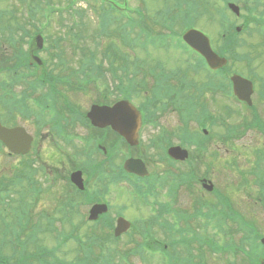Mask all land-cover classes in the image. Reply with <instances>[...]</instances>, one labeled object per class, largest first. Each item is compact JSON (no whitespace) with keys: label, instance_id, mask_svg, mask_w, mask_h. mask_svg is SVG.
<instances>
[{"label":"rangeland","instance_id":"obj_1","mask_svg":"<svg viewBox=\"0 0 264 264\" xmlns=\"http://www.w3.org/2000/svg\"><path fill=\"white\" fill-rule=\"evenodd\" d=\"M68 1L69 0H46L45 3H40L38 0H0V84H4L11 92L20 94L22 88L21 86H18L19 78L16 76V69L19 66L17 68L14 67V64L17 63V57L14 55H20L21 51H31L35 49V32H39L38 30H41L40 34L43 37V45L45 47L48 46V43L46 42L48 38L49 41L51 39L55 40L57 37L65 34L66 28L70 25H67L66 27L65 25H62L63 18L57 16L56 14H58V11H55L54 13V10L65 7ZM94 1L95 0H74L70 9L78 10L79 16H81V22L83 25L81 30L83 36L81 43L84 46H88L85 47L87 49L85 53L88 56H91L89 53L91 51V54L93 55V64L95 66H102L104 73L108 74L106 80L101 79L103 82L98 81L96 84H92L90 88L91 92L88 95L71 93L70 97L72 101L83 107L92 99H101L102 92L109 94L108 98L113 100L116 98L118 92L116 89H113V83L115 82L112 81L113 78L110 77L109 72L104 70L105 67L113 66L117 73H120L124 67H126L127 71L131 72L129 65L131 60L142 58L143 61L147 63V70L149 65L152 64L148 54H153L155 60L162 63L165 71L178 68H189V78L193 79L195 84L204 79L201 77L203 73L202 71L194 72L192 67L188 65L192 63V57L182 53V50L177 47L180 45L179 40L174 39L176 38V35H179L184 31V26L186 25L185 23L188 18L181 15L188 14L189 11L186 10L188 6L192 7V5H194L196 8L195 12H197V15L194 16V18H192V15L190 21L194 19L193 24L195 28L204 31L209 36L211 35V40L213 39L214 45L217 44L221 34L225 31L224 28L228 22H232L235 25H242L243 23V19H241L240 16L236 17L225 7L223 0H109L111 2L116 1L117 4L122 7L138 9L142 15L139 16V14L131 13L132 18L135 21L132 23H126V20L120 16L119 13L114 12L107 24L106 32L103 34L100 31H103L104 28H99L96 21L97 18L89 9L93 6ZM232 1L235 3L237 2L240 6V15L246 12L241 9L243 4L249 3L252 5L254 3L252 0H247V2L246 0ZM262 1L264 2V0ZM51 3L55 4V9L49 6L44 13H41L40 7L43 8V6L51 5ZM97 4L100 5L99 3ZM74 16L76 20H78V16L76 14H74ZM50 17L51 19H49ZM163 19H165V22H163ZM170 20L175 23V27L171 29L166 27L167 24L168 26L172 24ZM65 21L68 22L67 20ZM252 24L253 23H250L248 28H252ZM172 30L176 33L174 36H172ZM244 34H247V30H244V32L240 34V37L244 38ZM49 35H51V37H49ZM124 35L130 43H125L123 40ZM251 35L253 34L251 33ZM65 36L68 35L66 34ZM72 37L63 41L62 38H60V47L64 52L63 56L66 58L67 64L71 67H76L80 64L82 54L71 49ZM28 38L30 39L27 40ZM259 39L260 37L257 39L256 36H251L250 39H247V44L253 43L258 46H256V48L254 45L253 47H248V50L250 51L248 57L245 55L247 48L238 50L235 52L229 63V68L231 70L255 78L257 86L260 87L257 94L254 96V98L257 99V109H255V112L252 114L250 110L246 111L245 108L240 106V104H233L237 106L239 110H242V116H240V113L237 112L232 104L231 106L218 95L213 99L206 96L204 99L200 100L202 94L196 93L195 99H198V101H204L208 103V105H199L195 107L193 114L202 116L206 112L209 113L208 116L213 117L211 131L212 134L218 136L219 142L213 141L212 144L208 145L207 149L204 150L203 163L202 161L199 163L197 157H201V152L197 155L193 145H189V147L185 145V148H188L191 151L192 160L188 163L192 164L194 162L197 175H208V178L212 181L211 183L214 184L217 189L222 188L230 199H233L234 201H242L245 204L246 200L243 199L239 193H236L234 189H231V185H235L236 183L234 182H237L238 180H243L241 173L250 167L248 163L252 161L251 159L256 157L255 154L257 151L260 150L264 154V138L261 137L262 134L252 128L249 130L252 123L254 124V120H257L261 126L264 123V98L261 95L264 93V45L258 41ZM152 41L154 42L153 44L157 46H154ZM220 43L219 40L218 44ZM259 44L261 46H259ZM41 56L46 57L44 54H41ZM125 58L128 59V64L124 63ZM151 59L154 60V58ZM45 64H51L52 68H55V70L62 68L56 66L58 61L51 55H48ZM19 68L23 73L26 71L23 67ZM197 73H199V75ZM136 81H141L144 84L141 90H137L139 92H137V94H139V100L134 101L137 105L140 101L151 96L149 85H151V83L153 85L156 80L151 78V75L146 72L143 74L140 73L136 76ZM188 82L189 81L187 80L186 83ZM5 96L6 95L0 86V110L4 118L7 119L6 115L10 117L11 114L6 107L4 108ZM168 111L169 112H166V114L161 117L160 124L161 128L164 129L165 138H170L169 142L173 144L180 143L179 134L182 126H184L187 132L194 136L199 134V131H201V125L197 123L195 117H192L193 115L183 123L178 111H176V113H173L170 110ZM243 114L247 115L244 120L242 119ZM255 116H257V118H254ZM199 120H201L203 124L204 119H198V121ZM204 124L208 126L206 121ZM149 129L150 127L147 126L145 132L141 136L142 144L136 149L137 151L134 155L147 160L151 177L160 179L163 177L161 173H163L165 169H167V171L176 172V168L166 166V164L162 162L158 163L152 155H149L151 153H146L145 145L148 144ZM230 129L231 133L228 132ZM78 133L85 134V130L78 131ZM107 136L106 133L103 135L108 146L116 148L112 149V151L117 154V158L112 160V163L116 162L119 164L124 157L125 144L123 142L112 141V139H108ZM225 140H227V142L224 146L221 142H224ZM227 147H229V150H232V148L234 150L232 152H227ZM68 154H71L70 151ZM72 156L75 161L77 159L76 156ZM86 157L92 163L101 160V157L95 151H92ZM49 160L51 163H55L53 158H50ZM17 162L18 157H6V154H2V151L0 150V182L2 185V197L0 198V229H4L5 224L8 225L9 228L16 226L19 217L25 218L27 225L24 226V228H26L24 233H27L31 227L35 229L34 234L30 238L26 247L28 252L41 246L54 250V253L59 258L67 261L81 259L84 254L83 251L78 252L76 243L69 239L72 226H74L76 230H78L75 235L79 236L82 240L89 238L90 234L94 235V237L102 238V246H94L92 248V260L98 261L97 255L99 254H112L113 264H164L161 251L156 249H154L155 252H153V254H148L146 252L135 255L128 254L129 248L138 247L140 243L139 241L141 240L140 234H128V236H122L117 241H111L107 236L98 234V231L92 233L91 228L96 225L86 223L84 219H79L81 212L84 213V207H80L81 212L78 215L69 213L67 219H64L63 221L57 220L56 223H53L50 233V227L44 222H47L48 214H53L54 211L59 208L60 203L63 202L62 200L65 193L64 184L60 183L55 197L54 191L56 188L44 193L41 191L40 195L38 189L29 185L25 177L22 179L16 178V173L22 175V173L13 166L14 163ZM207 163L211 165L213 172L206 166ZM229 166L233 170L232 174L227 173L229 172ZM176 167L180 170H188L186 164L176 165ZM230 177H232L233 180ZM42 178L43 177L40 179ZM248 179H251L252 182L254 181L253 177L251 178L249 176ZM259 179H264V176H261ZM186 183H188L189 187L184 184L177 187L172 198L173 208H181L190 211L191 213L192 211L189 209L192 208L191 204L194 199L198 198L197 195H200L203 198L206 196V201L213 198L210 197L209 192L201 189L200 183ZM41 184L42 188H45V183L41 182ZM104 184H106V178L99 181L95 177V179H88L87 186L90 192L96 190L101 192ZM163 185L166 188V182H164ZM198 189L201 190L199 191ZM102 198L110 204L109 217L113 218L110 220L111 222H115L114 216L120 211L123 213L124 217L134 223L133 225H135V227L140 226L143 222L154 220L156 210L159 208L157 204L152 205V200L150 198V200L140 206L139 204L141 201L124 182H116L114 183V186L111 184L107 191L102 195ZM155 201L160 203L162 201V196H156ZM205 210H207V208ZM240 211L246 215L249 220L255 221L264 231V215L260 209L247 213L246 209L242 207L240 208ZM57 217L59 219L62 218L61 216ZM159 220H166L169 224L172 222L178 224L177 215H162L159 217ZM229 220L230 219L227 220V224L233 228L234 240L237 241L240 237H238L237 234V227H235L236 225L234 222L231 223ZM190 222L193 224L192 230L184 232L185 236L190 238L188 242L190 248V261L195 262L197 256L200 255L202 257H207L209 262L206 263L208 264L211 262L212 257L211 255L208 256V251L206 249L198 246L196 238L200 237L207 241L211 232L216 239L220 238L223 234L216 230H211L209 224H206L208 225V228L198 225L200 221H198L197 218H191ZM194 225H197L198 230H200V235L195 231L196 227H194ZM216 228L220 229L218 225ZM226 228L227 226L225 227V225H223V229L221 227V230L224 231ZM203 230H205V232L202 233L201 231ZM170 232V226H168L167 229H163L160 226L159 221H155L151 228L150 240L152 243L155 242L159 249L163 241L170 239ZM25 238V234L21 236V240H24ZM3 248L4 246L0 242V252L3 251ZM9 248L10 245H6V253H8ZM201 248L203 251L199 252ZM239 259L242 262L243 259L241 257H239ZM236 262H238V260H236ZM218 264L221 263L218 262Z\"/></svg>","mask_w":264,"mask_h":264},{"label":"flooded vegetation","instance_id":"obj_2","mask_svg":"<svg viewBox=\"0 0 264 264\" xmlns=\"http://www.w3.org/2000/svg\"><path fill=\"white\" fill-rule=\"evenodd\" d=\"M185 54L192 57L191 58L192 63L188 65L192 67L194 72L202 71L203 73L201 77L204 79H202L201 81L195 84V81L189 78V74H190L189 68L173 69L170 71L171 74L170 76L151 75V78L157 80L156 82L157 86L161 84V82L159 81L160 79H162L171 83L173 86H175L178 89L175 93L173 92L171 94H166L163 90L156 89L155 83L153 85L152 83L151 85H149L151 90V96H148L146 100V105H145L146 121L144 122V124L141 123V126L138 131V135L141 138L142 134L146 130V127L147 126L150 127V129L148 130V140H147L148 144L145 150L146 153L148 154L152 153L153 157L156 159V162L158 163H160L159 162L160 157L158 154L160 148L158 147L159 140L157 136L161 131L160 119L166 114V112H169L168 111L169 109L172 110L171 112L173 113H176V111H178L182 121L185 119V117H191V115H193L192 117H195L196 120L204 119L203 122L205 121L207 122L209 129L204 128L202 133L205 137H208V140L212 139L210 141V145H211L212 142L215 141L214 138H216L215 134L210 133L211 122L213 121V117L208 116L209 113L206 112L202 116L193 114L195 107L199 105H203V106L208 105V103L204 101H198V99H195L196 93L202 94L200 100L204 99L206 96H209L213 99L218 95L219 97L227 101V103L229 102L228 93L226 91H222L221 89H218L216 86V80L218 78L224 79L222 75L225 74L226 71H222L220 73L214 71L213 73H209L205 69L206 66L205 68H203V70H201V67L193 68L194 66L200 65L203 59L199 55L197 54L195 55L194 52L193 53L187 52ZM30 70L31 69L28 68L26 71L30 72ZM231 71L232 70H230V73ZM230 73L228 74V77ZM197 74L199 75V73ZM36 79H38L37 76H28L27 78L22 76L20 78L21 83L18 85L22 87L20 90L21 91L20 94H15L10 90H7L6 92V105L8 106L7 109L10 110L11 107L12 110H14L16 108L17 120H18L17 124L24 126L27 129L32 128L33 130H35V132L38 128L35 120L40 115V93H39L38 84L35 83ZM187 80L189 81L188 83H186ZM253 86H254V92L252 95V100L254 101L255 106L248 109L246 108V104L240 101L241 105L245 107V110L246 111L250 110L252 114L255 112V109H257L256 108L257 99L254 98V96L257 94V92L260 89V87L257 86L256 82L253 84ZM108 97L109 94L104 92L102 102L110 104L112 99ZM176 98H177V102L175 101ZM173 103L174 105H176L177 110L173 106H170V104ZM165 105H167L168 108L164 109ZM71 110L76 111L77 114L75 116H71L69 114ZM80 111L81 109L79 108L69 109L66 107V105L63 106V104H61L59 107H57L55 111L58 112V114L47 117L48 121L40 127V132L37 131V135H33L32 150H34L35 152V157L44 166L46 173L51 174L53 176L51 179L45 178L43 181L57 183V182L66 181L67 178V180L69 179V181L71 182L70 176L71 173L74 171L73 170L71 171V169L69 168L71 163L67 161L69 155L68 152L70 151L71 153L70 155H74L78 159L77 166L76 168H74V170L75 172L81 171V175L83 177L84 182H88L89 178L95 179L97 175H100L101 181L104 178H108L113 181L117 180V182L119 183L120 182L119 176L121 174V164L120 163L117 164L116 162L112 163V160L117 158L116 152L112 151V149H116V148L113 146H112L113 148L109 147L103 135L106 133L108 135L107 136L108 139L111 138L112 141H118V142L122 141L121 136L118 133H116L110 126L88 127L86 121L79 114ZM81 130H85V134L78 133V131ZM249 130H251V127L249 128ZM255 130L259 131L262 134L261 137H263L264 123L262 125L263 131H260L258 128ZM181 132H183V126L182 128H180V133ZM179 137H181L180 134ZM89 140H90V144H88ZM94 143H97V146L100 149H102V152L104 154L107 153L106 150L107 148H110L112 151L109 152V156H110L109 163L106 166H103L101 171L98 170L96 171L95 163L90 162L86 157L93 149ZM127 144H125V151H124L125 157L123 161L130 157L140 158L144 162L146 168L148 169L147 160H145L140 156L134 155V153L137 151L136 149L141 145L140 139L139 142L134 146H130ZM58 153H61L63 157H61L59 161H55L57 165L56 170L61 168L64 173L57 174L53 169L49 168L47 163H49L50 166L53 167L49 159L53 158V156ZM261 153L262 152L260 150L257 151V157L256 159H253V163L256 161V165L254 167V170H251L248 174V177L249 176L251 178L253 177L254 181L252 182L251 179L245 178L246 180H238L237 182H234L236 183L235 185L234 184L231 185V189H234L236 193H239L240 196L246 200V204L242 201H238V200L234 201L233 199H230L222 188L217 189L216 186H214L213 184L212 188L210 187L209 188L207 187L208 189L205 188L207 192H209L210 197L211 198L213 197L212 199H209L207 205L206 204L204 205V208L205 209L207 208V210H204L202 212L196 211L195 213H193V215L197 214V217L200 216L208 217L211 221L212 230H216L218 219H221L222 229H223V225H225V227L227 226V228L224 229L225 231L224 236L226 238V242L228 246L227 248L230 251L239 250L245 255L244 257L245 260H242L240 264H264V231L260 228V226L256 224L255 221L249 220V218L246 217V215H244L240 211V208L242 207L246 209L247 213L254 212L257 209H260L264 215V182L263 179L258 178L260 173H264V156ZM88 169H90L91 171L89 172ZM66 171L68 173H65ZM97 172H100V174ZM126 174H128L127 176L130 179H134L136 182H149L146 177L150 176L151 172L149 171V175L145 177H138L135 174L127 173V172ZM208 177L209 176L206 174L198 175L197 180L201 183L202 186V183L204 181L207 180L211 181V179ZM157 180L158 179L156 178V181ZM114 183L116 182H106L101 192L97 190L93 191L90 193V197L97 199L101 198L100 200L94 201V202H101V200L103 199L102 195L107 191L108 187L111 184L112 186H114ZM204 183L207 184L208 182H204ZM178 184L181 185L184 183L178 182ZM167 190L169 189L167 188ZM228 219H230L229 222L231 223L234 222L236 225L235 227H237L236 230L238 237L240 236L237 241L234 240V233L232 231L233 228L229 224H227ZM221 231L218 232L222 233ZM217 239L221 240L223 239V237L221 236L220 238ZM217 239L214 237V234H212L211 232V235L207 240L209 254L212 257L210 264H217L218 261L217 251H216ZM204 243L206 246V240H204Z\"/></svg>","mask_w":264,"mask_h":264},{"label":"trees","instance_id":"obj_3","mask_svg":"<svg viewBox=\"0 0 264 264\" xmlns=\"http://www.w3.org/2000/svg\"><path fill=\"white\" fill-rule=\"evenodd\" d=\"M40 3H45L46 0H38ZM97 1V0H96ZM74 0H69L67 5L65 6V12L67 13L66 18L67 19H75L74 14H77L79 20H81V16H79L78 10H70V7ZM253 4L250 8L247 9L248 15L245 17V21L243 24L242 30H247V35L249 36H256L259 42L264 45V2L261 0H253ZM46 8L44 6L43 8L40 7V10L43 11ZM62 11V10H60ZM97 12L100 14V28H104L106 31L107 24L110 21V15H109V10H105L103 8H99ZM59 16H62L61 14ZM248 21H251L252 28H248L250 25ZM71 25L70 29L77 30L74 33L76 35V38L80 37L82 35V22L80 21L79 23H74ZM100 31L101 33L104 32ZM253 35H251V33ZM234 32V31H233ZM237 35L235 33H231L230 35L228 34L227 37L222 39V43L220 47L218 48V51L220 53H226V54H233L234 51L239 49L240 47H244V43L239 42V38L236 37ZM123 40L125 43H127V39L124 35ZM252 40V39H251ZM255 40V39H254ZM248 47L252 46L253 43H248ZM238 46V48H237ZM255 48L258 46L257 44L254 45ZM259 46H261L259 44ZM248 47L247 48L248 50ZM91 52V51H90ZM93 55L89 56V66L90 68H96L99 65H94L93 64ZM80 65H82V62L80 61ZM82 66H86V64H83ZM126 66V65H125ZM141 68H143L142 64H136V70L135 73L138 74L141 71ZM92 71V70H90ZM87 73V72H86ZM128 75V73H126ZM16 178L17 179H22L24 178L22 175H19L16 173ZM19 183V182H16ZM1 182H0V198L2 197V191H1ZM27 225L26 219L19 217L16 226H12L9 228L8 225L5 224L4 229H0V242L3 244L4 248L3 251L0 252V264H60L56 263V260L53 256H51V252L48 250L41 248V247H36L34 250L31 252H28L26 250L27 244L30 241V238L33 236V233H31V229L27 232L24 233L26 228L24 226ZM26 238L24 240H21V236L24 235ZM10 245V248L8 249V253L5 252L6 250V245ZM85 259L88 261H81L83 264H93L91 261H89L90 257V252L87 250L86 252ZM52 257V260L50 259ZM61 262V260H60ZM74 264H79L78 262ZM101 264H111L110 261L108 260H102Z\"/></svg>","mask_w":264,"mask_h":264},{"label":"water","instance_id":"obj_4","mask_svg":"<svg viewBox=\"0 0 264 264\" xmlns=\"http://www.w3.org/2000/svg\"><path fill=\"white\" fill-rule=\"evenodd\" d=\"M229 7L238 13V7L234 4H229ZM183 39L195 50L202 53L211 67L221 66L225 60L218 57L210 48L207 37L201 32L190 29L184 33ZM38 44H40V39H38ZM232 82L234 86V91L239 98L245 99L249 102V95L251 93V83L246 79L239 76H233ZM128 115L131 117V121H128V116L123 118V116ZM92 122L96 125L110 124L116 131L123 135L129 143H135V133L138 127V117L134 110L131 109L125 101H120L116 103L113 107H97V111L91 115ZM0 141H2L10 151L14 153L25 152L27 145L29 144V136L20 129L13 128L7 129L0 123ZM169 154L175 158L183 159L187 153L179 147H171L169 149ZM125 167L130 171L142 172L139 161H126ZM95 209V207H94ZM94 211V210H93ZM127 227L124 220L119 219L118 227L116 228V234H118L121 229Z\"/></svg>","mask_w":264,"mask_h":264}]
</instances>
